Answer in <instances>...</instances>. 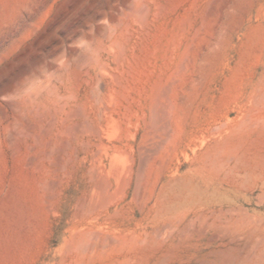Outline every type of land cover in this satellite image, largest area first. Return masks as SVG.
I'll use <instances>...</instances> for the list:
<instances>
[{
  "label": "rangeland",
  "instance_id": "obj_1",
  "mask_svg": "<svg viewBox=\"0 0 264 264\" xmlns=\"http://www.w3.org/2000/svg\"><path fill=\"white\" fill-rule=\"evenodd\" d=\"M0 264H264V0H0Z\"/></svg>",
  "mask_w": 264,
  "mask_h": 264
}]
</instances>
